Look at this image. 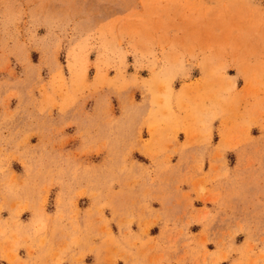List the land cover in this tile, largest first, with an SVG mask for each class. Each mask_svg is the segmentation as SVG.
Instances as JSON below:
<instances>
[{"label": "rangeland", "instance_id": "374dc122", "mask_svg": "<svg viewBox=\"0 0 264 264\" xmlns=\"http://www.w3.org/2000/svg\"><path fill=\"white\" fill-rule=\"evenodd\" d=\"M0 264H264V0H0Z\"/></svg>", "mask_w": 264, "mask_h": 264}]
</instances>
